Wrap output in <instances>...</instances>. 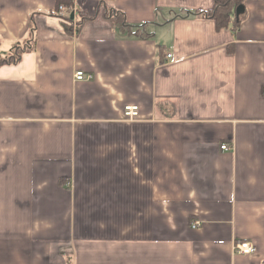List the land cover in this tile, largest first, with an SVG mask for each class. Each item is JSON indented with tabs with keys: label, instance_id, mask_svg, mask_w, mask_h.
<instances>
[{
	"label": "crops",
	"instance_id": "crops-1",
	"mask_svg": "<svg viewBox=\"0 0 264 264\" xmlns=\"http://www.w3.org/2000/svg\"><path fill=\"white\" fill-rule=\"evenodd\" d=\"M214 2L0 0V264H264V0Z\"/></svg>",
	"mask_w": 264,
	"mask_h": 264
},
{
	"label": "trees",
	"instance_id": "trees-1",
	"mask_svg": "<svg viewBox=\"0 0 264 264\" xmlns=\"http://www.w3.org/2000/svg\"><path fill=\"white\" fill-rule=\"evenodd\" d=\"M242 0H215L213 8L206 13L210 18H212L216 26L218 28L226 26V24L229 22L230 15L233 14V11L235 12L236 7L241 4ZM57 5L61 4L64 5L66 8H69L72 0H56ZM110 12V11H109ZM108 16V11L106 13ZM117 16V15H116ZM111 17V16H110ZM68 19L63 20L65 29L70 32L69 27L66 25L68 24ZM82 18L79 20V22H82ZM119 22V20H116ZM122 22V20H121ZM121 22H119L122 26H124ZM23 50V47H18L16 50H14L11 54L6 56L0 57V66L6 63H12L16 62L20 57V50Z\"/></svg>",
	"mask_w": 264,
	"mask_h": 264
},
{
	"label": "built area",
	"instance_id": "built-area-1",
	"mask_svg": "<svg viewBox=\"0 0 264 264\" xmlns=\"http://www.w3.org/2000/svg\"><path fill=\"white\" fill-rule=\"evenodd\" d=\"M69 10L70 8H66L64 5L59 4L57 6V12L61 14L62 17H64L65 13H68L67 11ZM167 56L170 57L169 54H167ZM74 78L76 80H87L92 78V74H86L83 71L78 70L75 72ZM137 113H138V107L136 105H126L124 107V115L129 119H133L134 117H136ZM229 148L230 147L226 143L220 145L221 150H229ZM199 224H200L199 222L195 221L191 224V227L196 228L199 226ZM233 251L234 253L237 254L251 255L255 251V246L249 240H240L234 243Z\"/></svg>",
	"mask_w": 264,
	"mask_h": 264
},
{
	"label": "water",
	"instance_id": "water-1",
	"mask_svg": "<svg viewBox=\"0 0 264 264\" xmlns=\"http://www.w3.org/2000/svg\"><path fill=\"white\" fill-rule=\"evenodd\" d=\"M244 10V6L242 4H239L235 9L236 16H239Z\"/></svg>",
	"mask_w": 264,
	"mask_h": 264
}]
</instances>
